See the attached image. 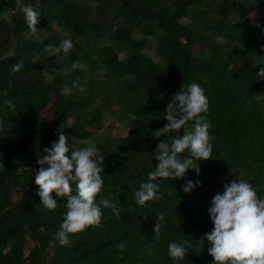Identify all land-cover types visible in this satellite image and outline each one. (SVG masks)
Here are the masks:
<instances>
[{"label":"trees","instance_id":"trees-1","mask_svg":"<svg viewBox=\"0 0 264 264\" xmlns=\"http://www.w3.org/2000/svg\"><path fill=\"white\" fill-rule=\"evenodd\" d=\"M25 3L39 12L36 36H28L19 11L0 20V264H176L168 246L182 241L189 249L179 264H212L211 245L202 239L214 228V196L239 178L264 196V101L256 98L264 94V80L256 75L264 67V29L247 23L264 10V0ZM5 7L14 9V0H0V10ZM64 34L73 49L50 56L45 48L58 47ZM74 61L84 69L73 71ZM18 63L24 67L13 73ZM75 80L84 90L63 96L62 84ZM193 82L209 101L211 158L199 162L200 175L189 169L183 179L151 181L160 198L139 206L134 192L150 182L159 142L171 139L154 132L168 123L172 97ZM114 122L125 131L117 132ZM58 130L70 149L88 140L99 148L104 183L96 199H108L119 212L117 219L101 205V226L72 234L71 246L54 238L66 200L44 210L35 183L37 161L58 142ZM187 180L200 185L186 193ZM160 213L165 219L154 239Z\"/></svg>","mask_w":264,"mask_h":264},{"label":"clouds","instance_id":"clouds-1","mask_svg":"<svg viewBox=\"0 0 264 264\" xmlns=\"http://www.w3.org/2000/svg\"><path fill=\"white\" fill-rule=\"evenodd\" d=\"M39 5H36L38 8ZM19 11L23 14L28 26V36H36L40 30L39 12L31 3L25 0H14V9L5 7L0 10V20L9 21L10 13ZM256 14L250 15L254 27L264 29L257 23ZM73 41L64 34L59 46L49 45L45 50L50 56L68 55L73 49ZM23 64L12 66L13 73L20 72ZM73 71L84 69L85 65L74 61L70 65ZM259 80H264V67L256 73ZM130 79L132 77H129ZM83 91L79 80L71 85L63 83L61 93L71 96L74 89ZM257 100L264 101V94H258ZM4 103L14 108L11 100ZM209 101L204 89L198 83H190L176 93L165 109L164 119L168 123L154 136H168L171 139L161 140L156 149L155 159L159 163L154 170L147 173L150 182L142 183L134 192L135 203L145 206L147 202L159 199V185L151 181L172 178L175 181L183 179L189 169H194L200 175L199 162L211 158L213 145L210 142L209 129L211 122L207 119ZM64 125H61V129ZM181 131L183 134H180ZM58 142L51 147H45L37 163L40 168L35 176L39 187L37 195L42 200L46 211L58 207V200H66V211L55 239L61 246H71L70 236L82 233L91 226L100 227L102 208L113 209L119 219V212L108 199L97 202V196L102 190L105 157L92 140L85 142L84 147H69L67 136L62 130L57 131ZM19 172V170H18ZM73 184L75 188H73ZM200 185L199 181L187 180L182 185L184 192L189 193ZM224 192L217 193L209 209V216L214 225L211 232L204 234L205 240L211 246L209 254L214 258L212 264H264V196H259L254 186L244 179L232 180L224 184ZM53 193L56 194L54 198ZM147 219V216H145ZM165 219L164 213L156 217L154 239H158L161 229L160 222ZM123 258L125 246L116 245ZM188 242H171L168 246L170 259L179 264L188 253Z\"/></svg>","mask_w":264,"mask_h":264},{"label":"rangeland","instance_id":"rangeland-1","mask_svg":"<svg viewBox=\"0 0 264 264\" xmlns=\"http://www.w3.org/2000/svg\"><path fill=\"white\" fill-rule=\"evenodd\" d=\"M254 13L256 14L255 19H256L257 23L260 24V23L264 22V10H263V11L254 12ZM254 13H253L252 15H254ZM247 23H248L249 25H253V24H252V19H251L250 17H249ZM147 53H148V55H149L150 57H152L153 59L158 60V58L154 55V53H153L152 50H148ZM45 116L47 117V119H48L49 121H51V115H50V112H46V113H45ZM107 123H108V122H107ZM106 125H107V124H106ZM113 126H115V128L117 129V132H119V133H123V132L125 131L124 129H122V126H120L119 123L114 122V123H113ZM26 253H28V250L26 251Z\"/></svg>","mask_w":264,"mask_h":264}]
</instances>
